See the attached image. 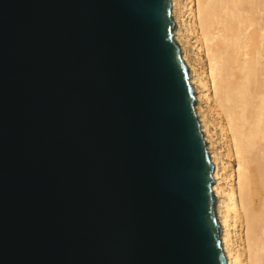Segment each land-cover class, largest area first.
Instances as JSON below:
<instances>
[{"label": "water", "instance_id": "obj_1", "mask_svg": "<svg viewBox=\"0 0 264 264\" xmlns=\"http://www.w3.org/2000/svg\"><path fill=\"white\" fill-rule=\"evenodd\" d=\"M171 0H0V264H228Z\"/></svg>", "mask_w": 264, "mask_h": 264}, {"label": "bare ground", "instance_id": "obj_2", "mask_svg": "<svg viewBox=\"0 0 264 264\" xmlns=\"http://www.w3.org/2000/svg\"><path fill=\"white\" fill-rule=\"evenodd\" d=\"M171 1L175 38L191 68L197 113L214 163L213 191L228 264H264V0H190L184 19L183 1ZM192 34L196 48L203 47L208 56L206 80L189 56ZM205 104L224 116L229 152L238 165L237 173L230 171L237 179L230 186Z\"/></svg>", "mask_w": 264, "mask_h": 264}, {"label": "rangeland", "instance_id": "obj_3", "mask_svg": "<svg viewBox=\"0 0 264 264\" xmlns=\"http://www.w3.org/2000/svg\"><path fill=\"white\" fill-rule=\"evenodd\" d=\"M182 1H183L182 8L184 7V10L182 9L181 14L183 13L182 15L184 19V18H188V14H186L184 11L188 9L191 3H190V0H182ZM194 1L195 0H193V2ZM191 37H192L191 39L190 38H188L189 40L187 39L188 41L187 46L189 48V56H191L190 57L191 62L195 65V67L197 68L202 78L206 80L208 79V72H207L208 56L206 55L203 47H201L200 49L196 48L195 45H197L199 42L198 40L195 41L196 38H194V34H192ZM198 104H199V100L196 106V110H197ZM205 111H206L205 112L206 115L210 119V129H211L212 140L214 141V144L218 148L219 152L221 153L224 164L226 166V168L224 169L225 182L227 185L230 186L231 183L237 181L234 175L233 177L232 176L230 177V171L233 170L235 173H237L238 165L236 163V159L234 155L232 154V152L231 153L229 152V148H232V147H231V142L227 136L224 116L222 113L218 112L219 109L217 107L210 108L208 105H206ZM198 118H199V115H198ZM199 121H200V118H199ZM207 145H209L208 142H207ZM207 149H208V146H207ZM235 238H236V243L239 244L240 246L241 240H239L240 237L238 236V234L236 235Z\"/></svg>", "mask_w": 264, "mask_h": 264}]
</instances>
